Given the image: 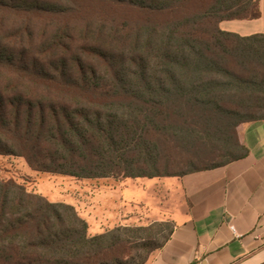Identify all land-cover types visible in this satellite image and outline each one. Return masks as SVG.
Wrapping results in <instances>:
<instances>
[{
  "label": "trees",
  "instance_id": "16d2710c",
  "mask_svg": "<svg viewBox=\"0 0 264 264\" xmlns=\"http://www.w3.org/2000/svg\"><path fill=\"white\" fill-rule=\"evenodd\" d=\"M94 3L105 10L88 13ZM258 3L0 0V155L118 179L246 157L239 127L264 119V34L220 23L258 17ZM174 229L91 235L74 205L0 179V264H145Z\"/></svg>",
  "mask_w": 264,
  "mask_h": 264
},
{
  "label": "crops",
  "instance_id": "0c3cea01",
  "mask_svg": "<svg viewBox=\"0 0 264 264\" xmlns=\"http://www.w3.org/2000/svg\"><path fill=\"white\" fill-rule=\"evenodd\" d=\"M258 7V17L220 27L264 34V0ZM239 135L244 158L183 176L116 179L114 207L98 193L91 204L82 200L76 207L89 232L172 221L171 238L145 264H264V119L243 123Z\"/></svg>",
  "mask_w": 264,
  "mask_h": 264
},
{
  "label": "rangeland",
  "instance_id": "374dc122",
  "mask_svg": "<svg viewBox=\"0 0 264 264\" xmlns=\"http://www.w3.org/2000/svg\"><path fill=\"white\" fill-rule=\"evenodd\" d=\"M105 8L104 5L99 3L90 4L87 7L88 13H92V15L104 11ZM126 10L122 7L117 11L126 13ZM0 179L14 180L25 186L29 192L39 193L47 197L50 201L65 202L75 207L82 200L85 203L91 204V196L93 193L102 195L103 199L110 201L109 204L114 207L116 193L113 188L114 186L118 187L119 184V181L116 180L118 178L113 176L103 178H78L71 175L38 171L33 169L24 157L16 155H0ZM78 212L80 213L79 210ZM93 225L96 224L94 223ZM97 226H94V228Z\"/></svg>",
  "mask_w": 264,
  "mask_h": 264
}]
</instances>
